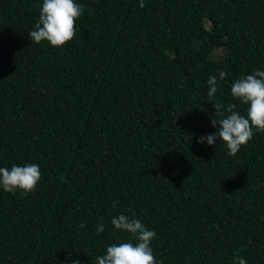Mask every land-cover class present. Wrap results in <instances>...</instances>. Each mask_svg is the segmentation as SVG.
Wrapping results in <instances>:
<instances>
[{
    "label": "trees",
    "instance_id": "trees-1",
    "mask_svg": "<svg viewBox=\"0 0 264 264\" xmlns=\"http://www.w3.org/2000/svg\"><path fill=\"white\" fill-rule=\"evenodd\" d=\"M42 2L0 0V167L41 172L31 193L0 188V264H96L136 243L121 212L163 264H264V132L235 156L196 143L217 100L246 116L230 89L264 71V0H77L59 48L29 36Z\"/></svg>",
    "mask_w": 264,
    "mask_h": 264
},
{
    "label": "clouds",
    "instance_id": "clouds-1",
    "mask_svg": "<svg viewBox=\"0 0 264 264\" xmlns=\"http://www.w3.org/2000/svg\"><path fill=\"white\" fill-rule=\"evenodd\" d=\"M139 7H145L144 0H140ZM83 12L84 6L77 0H43L35 29L29 33V36L37 44L47 41L53 47H63L75 38L76 21ZM226 75L223 70L218 72V78L216 75H209L207 96L210 99L215 98L219 81H223ZM230 92L234 100L247 106L246 116L240 114L235 103L225 105L217 100L212 106L215 115L220 118H212L210 123L214 128L219 125V128L213 133L200 136L196 143L206 142L208 145H215L219 139L226 144L228 155L235 156L241 146L253 138V129L264 132V71L255 70L236 79L231 84ZM40 179V168L35 163L23 166L13 164L10 168L0 167V188L8 193L16 191L23 194L31 193L35 191ZM111 224L116 230L130 234L136 243L121 242L107 246L105 253L96 257V264H163L156 259L151 247L157 233L148 229L140 219L135 218V213L130 218L121 212L112 218ZM84 226L83 223L79 225L81 228ZM104 230V224L97 226V233H102ZM238 253L239 250L234 255L232 264H247ZM71 264H82V262L73 259Z\"/></svg>",
    "mask_w": 264,
    "mask_h": 264
},
{
    "label": "rangeland",
    "instance_id": "rangeland-1",
    "mask_svg": "<svg viewBox=\"0 0 264 264\" xmlns=\"http://www.w3.org/2000/svg\"><path fill=\"white\" fill-rule=\"evenodd\" d=\"M214 53H215V54H216V53H219V51H218V50H215V52H214Z\"/></svg>",
    "mask_w": 264,
    "mask_h": 264
}]
</instances>
